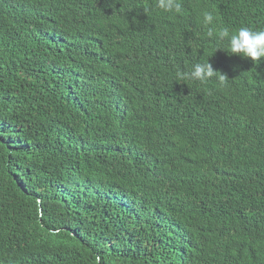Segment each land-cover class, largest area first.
I'll return each mask as SVG.
<instances>
[{
  "label": "trees",
  "instance_id": "1",
  "mask_svg": "<svg viewBox=\"0 0 264 264\" xmlns=\"http://www.w3.org/2000/svg\"><path fill=\"white\" fill-rule=\"evenodd\" d=\"M180 2L0 0V264H264V0Z\"/></svg>",
  "mask_w": 264,
  "mask_h": 264
},
{
  "label": "clouds",
  "instance_id": "2",
  "mask_svg": "<svg viewBox=\"0 0 264 264\" xmlns=\"http://www.w3.org/2000/svg\"><path fill=\"white\" fill-rule=\"evenodd\" d=\"M156 6L166 12L183 13L180 0H156ZM214 16L210 11L203 12L202 23L208 27L207 35L216 36L218 41L227 40L228 48H218L226 50L229 55L238 54L252 61H258L264 58V30H254L248 26H242L235 32L230 33L227 27H223L218 31L209 27L213 24ZM192 49V48H191ZM223 85L228 78L227 75L213 68L208 60L205 63H196L190 71L178 73L179 80H194L200 83H206L212 78ZM209 88L206 86V89Z\"/></svg>",
  "mask_w": 264,
  "mask_h": 264
}]
</instances>
